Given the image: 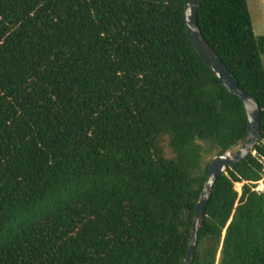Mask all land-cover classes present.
I'll list each match as a JSON object with an SVG mask.
<instances>
[{"label":"trees","instance_id":"obj_1","mask_svg":"<svg viewBox=\"0 0 264 264\" xmlns=\"http://www.w3.org/2000/svg\"><path fill=\"white\" fill-rule=\"evenodd\" d=\"M186 2L0 0V264L184 262L208 166L247 130ZM197 18L261 114L255 151L211 190L192 264H264V36L247 0H204Z\"/></svg>","mask_w":264,"mask_h":264},{"label":"water","instance_id":"obj_2","mask_svg":"<svg viewBox=\"0 0 264 264\" xmlns=\"http://www.w3.org/2000/svg\"><path fill=\"white\" fill-rule=\"evenodd\" d=\"M203 1L187 0L184 6V22L189 39L220 84L242 103L247 118V130L245 136L237 145L213 157L208 166V176L195 207V215L189 232V245L182 264H192L197 245L198 230L203 225L206 205L209 202L210 193L216 180L219 176L226 174L229 167L253 154L260 139L261 113L258 101L239 88L237 79L206 41L199 27L197 14Z\"/></svg>","mask_w":264,"mask_h":264},{"label":"rangeland","instance_id":"obj_3","mask_svg":"<svg viewBox=\"0 0 264 264\" xmlns=\"http://www.w3.org/2000/svg\"><path fill=\"white\" fill-rule=\"evenodd\" d=\"M247 5L249 8L251 18H252L253 29L255 31V34L257 36L264 35V0H247ZM263 64H264V58H263ZM163 147H164V152H165L166 158H169V159L173 158L174 154H173L171 148L169 147L167 140L164 141ZM208 147L210 148V146H208ZM211 158L212 157L206 158L204 163L207 162ZM262 184H264V176H263L262 180L256 184L257 189H260ZM237 186H238V188H236V189L241 191V186L240 185H237ZM219 261H220V253L217 252L215 264H219Z\"/></svg>","mask_w":264,"mask_h":264},{"label":"built area","instance_id":"obj_4","mask_svg":"<svg viewBox=\"0 0 264 264\" xmlns=\"http://www.w3.org/2000/svg\"><path fill=\"white\" fill-rule=\"evenodd\" d=\"M236 188H238V186L236 185ZM240 192V190H238Z\"/></svg>","mask_w":264,"mask_h":264},{"label":"crops","instance_id":"obj_5","mask_svg":"<svg viewBox=\"0 0 264 264\" xmlns=\"http://www.w3.org/2000/svg\"><path fill=\"white\" fill-rule=\"evenodd\" d=\"M262 36H264V35H262ZM264 58V57H263Z\"/></svg>","mask_w":264,"mask_h":264}]
</instances>
